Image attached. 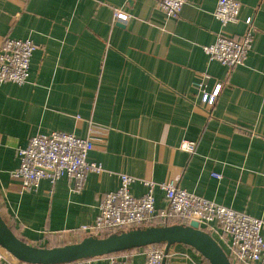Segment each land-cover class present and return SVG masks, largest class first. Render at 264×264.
<instances>
[{"label": "crops", "instance_id": "0c3cea01", "mask_svg": "<svg viewBox=\"0 0 264 264\" xmlns=\"http://www.w3.org/2000/svg\"><path fill=\"white\" fill-rule=\"evenodd\" d=\"M237 1L239 23L221 26L217 0H188L176 19L156 0H0V45L9 38L36 46L26 83L0 84V215L19 239L42 248L81 241L118 174L136 180L135 197L145 192L141 180L172 181L264 221V0ZM114 9L129 21L114 22ZM248 18L254 37L245 62L209 60L203 48L217 34L240 40ZM195 74L208 77L206 91L221 86L212 107L200 104ZM52 132L89 138L87 159L102 172L89 173L80 190L62 177L20 192L10 177L16 149ZM183 141L196 144L193 154L179 149ZM153 196L164 208L163 192ZM133 252L131 263L145 264L143 248ZM169 252L165 264H202L188 247ZM1 264L23 263L7 255Z\"/></svg>", "mask_w": 264, "mask_h": 264}, {"label": "built area", "instance_id": "2783aa9c", "mask_svg": "<svg viewBox=\"0 0 264 264\" xmlns=\"http://www.w3.org/2000/svg\"><path fill=\"white\" fill-rule=\"evenodd\" d=\"M188 0H156V7L167 18H178ZM241 4L237 0H217L213 15L226 26L238 24ZM130 15L114 9V22L126 23ZM248 27L240 40L227 38L221 34L215 41L203 48L209 60L232 68L241 66L251 50L253 32L251 19L244 22ZM36 46L30 40L6 38L0 45V84L23 85L29 76V65ZM204 74H195L192 84L200 94V104L212 107L220 92L217 85L206 91ZM196 144L183 141L179 149L193 154ZM93 149L89 138H77L66 132H52L49 135H34L24 148H17L18 166L10 172V177L19 182L20 192L36 189L42 180L54 184L58 179H69L75 190H80L89 173L100 174L99 165L89 162L88 153ZM219 178L217 175H213ZM117 190L103 195L98 204V213L92 225L80 229L85 236H108L130 229L168 225L173 220L195 221L201 230L212 236L225 248L224 252L231 264H264V240L261 232L264 221L245 213L221 206L178 187L174 182L157 184L141 180L145 192L140 197L130 193V186L136 180L125 174H118ZM163 192L165 206L156 209L153 192ZM218 236L216 239L213 235ZM138 250V249H137ZM135 250L104 256L105 264H132ZM145 264H162L172 254L165 253L164 246L143 248ZM8 254L0 248V264ZM102 258V257H101ZM93 259H83L64 264H91ZM26 264V263H23Z\"/></svg>", "mask_w": 264, "mask_h": 264}, {"label": "water", "instance_id": "95a60500", "mask_svg": "<svg viewBox=\"0 0 264 264\" xmlns=\"http://www.w3.org/2000/svg\"><path fill=\"white\" fill-rule=\"evenodd\" d=\"M163 245L165 253L175 245L190 248L208 264H231L221 246L198 223L171 224L130 229L108 236H86L63 246L42 248L19 239L0 215V248L15 260L26 264H64L94 259L132 249ZM165 264V260L162 261Z\"/></svg>", "mask_w": 264, "mask_h": 264}, {"label": "trees", "instance_id": "16d2710c", "mask_svg": "<svg viewBox=\"0 0 264 264\" xmlns=\"http://www.w3.org/2000/svg\"><path fill=\"white\" fill-rule=\"evenodd\" d=\"M171 224H180V225H187L188 222H185V221H182V220H173L172 222H169L168 225H171ZM156 246H163L162 244L161 245H156ZM142 249V248H140ZM132 250H137V249H132ZM128 251H131V250H128ZM125 252V251H124ZM121 253V252H120ZM200 259H201V263L202 264H208L206 260H204L201 256H200Z\"/></svg>", "mask_w": 264, "mask_h": 264}, {"label": "rangeland", "instance_id": "374dc122", "mask_svg": "<svg viewBox=\"0 0 264 264\" xmlns=\"http://www.w3.org/2000/svg\"><path fill=\"white\" fill-rule=\"evenodd\" d=\"M216 239L218 238V236H216L215 234L213 235Z\"/></svg>", "mask_w": 264, "mask_h": 264}]
</instances>
